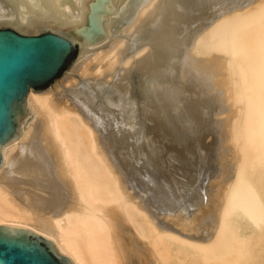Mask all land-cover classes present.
Masks as SVG:
<instances>
[{
  "label": "bare ground",
  "instance_id": "obj_1",
  "mask_svg": "<svg viewBox=\"0 0 264 264\" xmlns=\"http://www.w3.org/2000/svg\"><path fill=\"white\" fill-rule=\"evenodd\" d=\"M90 1L0 0V25L70 32ZM99 19L0 146V223L74 264H264V0H104Z\"/></svg>",
  "mask_w": 264,
  "mask_h": 264
},
{
  "label": "water",
  "instance_id": "obj_2",
  "mask_svg": "<svg viewBox=\"0 0 264 264\" xmlns=\"http://www.w3.org/2000/svg\"><path fill=\"white\" fill-rule=\"evenodd\" d=\"M103 3L91 0L85 23L70 32L67 24H34L30 33L0 25V146L16 136L29 89L40 88L68 67L79 37L94 41L102 36ZM0 264L74 263L50 238L25 226L0 223Z\"/></svg>",
  "mask_w": 264,
  "mask_h": 264
},
{
  "label": "rangeland",
  "instance_id": "obj_3",
  "mask_svg": "<svg viewBox=\"0 0 264 264\" xmlns=\"http://www.w3.org/2000/svg\"><path fill=\"white\" fill-rule=\"evenodd\" d=\"M76 55H77V50H75V56H74V58H73V60L75 59V57H76ZM73 60L71 61V63L68 65V67L67 68H65V69H63V70H60L59 72H58V74L53 78V79H51L49 82H47L46 84H44V85H42V86H40V88H45V87H49L51 84H53V83H55V81H57L58 79H61V77L63 76V74L66 72V69H68L69 67H70V65L72 64V62H73ZM167 141H169V140H167ZM209 142L210 141V137L209 138H207V139H205V142ZM170 142V141H169ZM165 143H167L166 141H165ZM168 145H169V143H167ZM166 144V145H167ZM175 144V143H174ZM165 147V146H164ZM163 147V148H164ZM169 148H172L171 146L169 147ZM166 151H168V149L165 147L164 148ZM164 149H162V150H164ZM165 150H164V152H165ZM163 153V152H162ZM204 157H206V155H204ZM180 159V158H179ZM183 161H185V160H183Z\"/></svg>",
  "mask_w": 264,
  "mask_h": 264
}]
</instances>
